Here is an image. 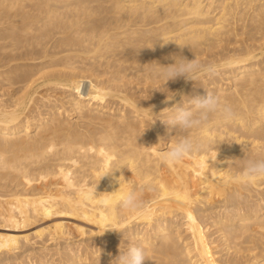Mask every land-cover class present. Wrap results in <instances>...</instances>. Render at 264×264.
I'll list each match as a JSON object with an SVG mask.
<instances>
[{"label": "bare ground", "instance_id": "6f19581e", "mask_svg": "<svg viewBox=\"0 0 264 264\" xmlns=\"http://www.w3.org/2000/svg\"><path fill=\"white\" fill-rule=\"evenodd\" d=\"M173 56L217 75L146 71ZM207 92L238 119L164 163L166 122ZM258 158L264 0H0V264H111L134 245L143 264H264V178L242 177Z\"/></svg>", "mask_w": 264, "mask_h": 264}, {"label": "clouds", "instance_id": "9594fccd", "mask_svg": "<svg viewBox=\"0 0 264 264\" xmlns=\"http://www.w3.org/2000/svg\"><path fill=\"white\" fill-rule=\"evenodd\" d=\"M173 60L174 63L168 65L158 63L146 71L153 79L164 81L165 85L167 82L181 77L193 81V78L198 74L217 75V67L214 64H201L196 58L188 60L182 56H173ZM174 97L175 95L167 96V99L173 100ZM191 105L190 108L179 107L166 122L170 127L177 130L175 143L161 156V160L168 165H175L190 155L207 150V142L192 135V132L205 126L210 118L218 117L225 123H231L238 119V114L234 108L216 94L207 92L206 96L193 98ZM99 139L101 143H111V139L107 135H101ZM117 169L113 167L106 170L102 177ZM242 177L248 182L264 178V158L247 160L243 166ZM119 204L122 209L128 212H136L143 207V201L135 191L122 195ZM146 259H148L146 249L142 245H134L125 252L119 251V255L111 261V264H143Z\"/></svg>", "mask_w": 264, "mask_h": 264}, {"label": "rangeland", "instance_id": "374dc122", "mask_svg": "<svg viewBox=\"0 0 264 264\" xmlns=\"http://www.w3.org/2000/svg\"><path fill=\"white\" fill-rule=\"evenodd\" d=\"M19 188H21V187H19ZM1 191H2V190H0V192H1ZM2 192L5 193V191H2ZM44 222H45V221H43V223H44ZM46 224H47V223H46ZM44 225H45V224H44ZM31 229H32V228H31ZM31 229H30V231H32ZM28 230H29V229H28Z\"/></svg>", "mask_w": 264, "mask_h": 264}]
</instances>
